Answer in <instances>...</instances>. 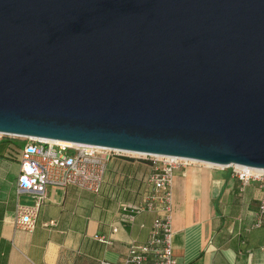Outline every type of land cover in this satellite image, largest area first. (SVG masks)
Here are the masks:
<instances>
[{"label":"water","instance_id":"1","mask_svg":"<svg viewBox=\"0 0 264 264\" xmlns=\"http://www.w3.org/2000/svg\"><path fill=\"white\" fill-rule=\"evenodd\" d=\"M0 134L264 170V0H0Z\"/></svg>","mask_w":264,"mask_h":264},{"label":"crops","instance_id":"2","mask_svg":"<svg viewBox=\"0 0 264 264\" xmlns=\"http://www.w3.org/2000/svg\"><path fill=\"white\" fill-rule=\"evenodd\" d=\"M5 143L0 141V264H121L132 243L147 242L154 214L140 215L131 226L118 218L121 203L134 204L142 189H151L141 182L152 171L146 163L111 160L99 195L47 188L35 227L26 232L16 228L15 212L34 200L18 194L19 159L11 158ZM172 194L176 264H264V220L254 227L257 183L243 186L229 171L191 167L175 172Z\"/></svg>","mask_w":264,"mask_h":264},{"label":"built area","instance_id":"3","mask_svg":"<svg viewBox=\"0 0 264 264\" xmlns=\"http://www.w3.org/2000/svg\"><path fill=\"white\" fill-rule=\"evenodd\" d=\"M4 138L25 142L19 160L17 192L31 196L34 205L17 207L15 226L26 232H32L35 227L38 207L47 188L62 190L74 187L98 195L102 189L107 165L112 159L125 157L150 161L152 171L146 183L151 189L144 192L138 203H121L118 211V218L125 226L133 225L142 214H154L150 236L145 244L132 243L121 264H176L172 252V185L174 174L178 170L186 173L191 167H205L216 171H229L243 186L250 182L257 183L261 196L254 227H260L264 220V170L236 165L216 166L185 158L146 156L89 145H68L0 134V141ZM98 240L105 242L103 237H98ZM98 264L113 263L101 261Z\"/></svg>","mask_w":264,"mask_h":264},{"label":"rangeland","instance_id":"4","mask_svg":"<svg viewBox=\"0 0 264 264\" xmlns=\"http://www.w3.org/2000/svg\"><path fill=\"white\" fill-rule=\"evenodd\" d=\"M2 141H8V143H5L9 146V154L11 158L13 159H19L21 157V151L25 144V142H21L19 139H9L4 138Z\"/></svg>","mask_w":264,"mask_h":264},{"label":"trees","instance_id":"5","mask_svg":"<svg viewBox=\"0 0 264 264\" xmlns=\"http://www.w3.org/2000/svg\"><path fill=\"white\" fill-rule=\"evenodd\" d=\"M114 159H125V160H129V161H139V162H144V163H146L150 168H151V163H150V161H148V160H143V159H130V158H125V157H117V158H114ZM114 159H112V160H114ZM151 170H152V168H151ZM141 182H143L144 184H146V179L143 181H141ZM102 187H103V185H102ZM101 191H102V189H101ZM144 190L142 189L141 190V192L139 193L140 195H143L144 194ZM101 193V192H100ZM99 193V194H100ZM98 194V195H99ZM142 197V196H141ZM140 200H141V198H140ZM139 200V201H140ZM138 201V202H139ZM138 202H135V203H138Z\"/></svg>","mask_w":264,"mask_h":264},{"label":"bare ground","instance_id":"6","mask_svg":"<svg viewBox=\"0 0 264 264\" xmlns=\"http://www.w3.org/2000/svg\"><path fill=\"white\" fill-rule=\"evenodd\" d=\"M43 141H45V140H43ZM50 142H52V141H50ZM57 143H59V142H57ZM61 143H64V142H61ZM64 144L71 145L70 143H64ZM209 166H211V165H209Z\"/></svg>","mask_w":264,"mask_h":264}]
</instances>
